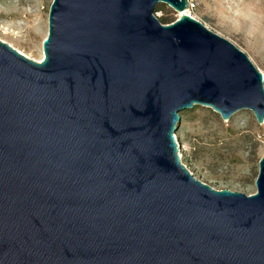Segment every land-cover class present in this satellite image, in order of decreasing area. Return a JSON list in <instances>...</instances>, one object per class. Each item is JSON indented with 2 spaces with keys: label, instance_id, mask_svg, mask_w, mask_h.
Returning a JSON list of instances; mask_svg holds the SVG:
<instances>
[{
  "label": "water",
  "instance_id": "obj_1",
  "mask_svg": "<svg viewBox=\"0 0 264 264\" xmlns=\"http://www.w3.org/2000/svg\"><path fill=\"white\" fill-rule=\"evenodd\" d=\"M188 0H53L41 62L0 41V264H264L256 193L179 157L180 113L264 124V76Z\"/></svg>",
  "mask_w": 264,
  "mask_h": 264
},
{
  "label": "rangeland",
  "instance_id": "obj_2",
  "mask_svg": "<svg viewBox=\"0 0 264 264\" xmlns=\"http://www.w3.org/2000/svg\"><path fill=\"white\" fill-rule=\"evenodd\" d=\"M53 0H0V40L31 60L44 58L43 42ZM189 15L244 52L264 76V0H188ZM161 24L180 17L159 3ZM175 133L182 164L215 190L247 196L256 193L264 156V124L243 110L224 121L212 109L196 105L180 113ZM182 155V158H181Z\"/></svg>",
  "mask_w": 264,
  "mask_h": 264
},
{
  "label": "bare ground",
  "instance_id": "obj_3",
  "mask_svg": "<svg viewBox=\"0 0 264 264\" xmlns=\"http://www.w3.org/2000/svg\"><path fill=\"white\" fill-rule=\"evenodd\" d=\"M182 14H187V15H189V11H185L184 13H181V15H182ZM181 15H180V16H181ZM189 16H190V15H189ZM0 41H1V40H0ZM22 54H23V53H22ZM42 59H43V57L40 59V61H41ZM180 154H181V153H180ZM181 158H182V155H181Z\"/></svg>",
  "mask_w": 264,
  "mask_h": 264
},
{
  "label": "trees",
  "instance_id": "obj_4",
  "mask_svg": "<svg viewBox=\"0 0 264 264\" xmlns=\"http://www.w3.org/2000/svg\"><path fill=\"white\" fill-rule=\"evenodd\" d=\"M175 21H173V22H171V23H169V22H164V24L163 25H170V24H172V23H174Z\"/></svg>",
  "mask_w": 264,
  "mask_h": 264
},
{
  "label": "built area",
  "instance_id": "obj_5",
  "mask_svg": "<svg viewBox=\"0 0 264 264\" xmlns=\"http://www.w3.org/2000/svg\"><path fill=\"white\" fill-rule=\"evenodd\" d=\"M189 4V3H188ZM189 7H190V4H189V6H188V9H189ZM176 137V136H175ZM179 156H180V154H179Z\"/></svg>",
  "mask_w": 264,
  "mask_h": 264
}]
</instances>
